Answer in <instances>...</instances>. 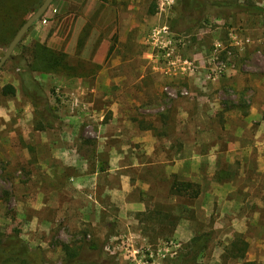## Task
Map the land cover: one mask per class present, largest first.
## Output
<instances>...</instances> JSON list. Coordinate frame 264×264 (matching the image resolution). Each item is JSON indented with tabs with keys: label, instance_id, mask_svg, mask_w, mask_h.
I'll list each match as a JSON object with an SVG mask.
<instances>
[{
	"label": "rangeland",
	"instance_id": "374dc122",
	"mask_svg": "<svg viewBox=\"0 0 264 264\" xmlns=\"http://www.w3.org/2000/svg\"><path fill=\"white\" fill-rule=\"evenodd\" d=\"M218 1L232 10L54 0L18 44L14 57L36 40L64 50L96 88L80 98L77 77L35 72L56 107L55 126L38 130L18 59L0 71V230L19 232L32 264H63L64 243L83 245L82 260L166 264L205 231L197 264H264V14L235 10L264 0ZM8 83L15 95H3ZM175 179L198 183L200 195H176ZM129 198L145 209L127 208ZM158 208L171 215L164 225L142 214ZM236 235L245 259L224 257Z\"/></svg>",
	"mask_w": 264,
	"mask_h": 264
},
{
	"label": "trees",
	"instance_id": "16d2710c",
	"mask_svg": "<svg viewBox=\"0 0 264 264\" xmlns=\"http://www.w3.org/2000/svg\"><path fill=\"white\" fill-rule=\"evenodd\" d=\"M37 1V5L32 8L31 5ZM202 0H184L185 6L194 7ZM43 0H0V43L8 46L20 26L25 20L41 5ZM228 1L221 2L218 0H205L203 6L210 12L231 9ZM232 10V9H231ZM235 10H248L251 13H263L264 7L253 2H237ZM44 16V15H43ZM43 16L39 19H43ZM38 20V21H39ZM80 46L84 43L83 38L79 41ZM28 49V48H27ZM17 58V65L21 68V79L26 95L29 97L35 112L41 116L36 129L43 130L54 127L53 119L49 116H55L56 107L50 104L48 96L42 83L35 77V72L47 73H64L70 77H85L87 72L80 69L79 64H73L70 56L64 50L56 49L46 42L34 41L29 47L28 57L21 55ZM17 88L14 84L8 83L3 86V95H15ZM171 190L176 195L197 198L201 189L198 183L193 181L175 179L171 185ZM146 219H156L164 225L167 218L171 215L166 210L160 208L145 211ZM141 214V215H142ZM174 224V223H173ZM176 226V222H175ZM212 232L205 231L196 234L185 246L182 253L176 258L169 260L166 264H197L200 256L204 254L211 240ZM83 245L76 243H64L63 249L65 256L63 264H126L115 262L114 258H109V262L97 263L88 258L82 260L80 255ZM86 246V245H84ZM90 248H96L97 245L89 244ZM248 250V242L242 235H236L225 249V258L245 259ZM30 246L20 237L19 232L4 233L0 230V264H32L30 261ZM244 264H257L255 261L245 260Z\"/></svg>",
	"mask_w": 264,
	"mask_h": 264
},
{
	"label": "water",
	"instance_id": "95a60500",
	"mask_svg": "<svg viewBox=\"0 0 264 264\" xmlns=\"http://www.w3.org/2000/svg\"><path fill=\"white\" fill-rule=\"evenodd\" d=\"M54 0H43L41 5L25 20L20 26L10 43L8 44L4 54L0 57V71L4 64L14 53L18 44L22 41L29 29L48 11Z\"/></svg>",
	"mask_w": 264,
	"mask_h": 264
},
{
	"label": "crops",
	"instance_id": "0c3cea01",
	"mask_svg": "<svg viewBox=\"0 0 264 264\" xmlns=\"http://www.w3.org/2000/svg\"><path fill=\"white\" fill-rule=\"evenodd\" d=\"M74 80V81H73ZM73 80H69L70 82H75V84H77L78 85V89L79 88H82L83 89V91L81 90V91H77V92H73L72 94H75V95H77L78 97H83L82 96V94L83 93H86L85 91H89L87 94L88 95H90V97L92 98V95L93 96H96V88L94 87V86H91L90 84H89V82H88V80H86L85 78H82V77H77V78H74ZM82 85V86H81ZM106 97H108V95H106ZM93 100H91V99H89V102L87 103V105L88 106H92L93 105V102H92ZM148 131V130H147ZM146 134L147 135H150V132L148 131V132H146ZM47 140V138L45 137V136H43L42 138H41V142H45ZM154 141H156V140H154ZM147 145V144H146ZM153 150V149H152ZM150 152L151 151H149V148H148V151H147V153L148 154H150ZM125 153H127V155L129 154V151L127 150ZM132 153V152H131ZM116 156H119L118 158H120V159H122V158H124L125 157V155H123V153L122 152H120L119 154L117 153V155ZM124 156V157H123ZM41 161H40V164L41 165H43V159H40ZM134 161V160H133ZM122 167V166H121ZM123 168V167H122ZM142 189H144V190H147L148 189V187H145V186H141L142 184H138ZM149 186V185H148ZM126 190H128V192H127V194H129L131 191H132V188L131 189H126ZM125 206L127 207V208H132V207H135L137 210H139V211H142V210H144L145 209V204H144V202H143V200H140V199H137L135 202H132V200L129 198L128 200H126V202H125Z\"/></svg>",
	"mask_w": 264,
	"mask_h": 264
},
{
	"label": "built area",
	"instance_id": "2783aa9c",
	"mask_svg": "<svg viewBox=\"0 0 264 264\" xmlns=\"http://www.w3.org/2000/svg\"><path fill=\"white\" fill-rule=\"evenodd\" d=\"M225 64L223 63V62H221V61H219L218 62V64H217V66H216V69H214V72H215V77L217 76V75H219L222 71H223V69L225 68ZM181 94H183V95H187L188 93H189V91L187 90V89H183V90H181V92H180ZM168 94H169V96H171V97H175V96H177L179 93H178V91H176V90H173V89H168ZM91 134H93V132H91Z\"/></svg>",
	"mask_w": 264,
	"mask_h": 264
}]
</instances>
